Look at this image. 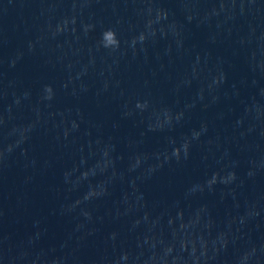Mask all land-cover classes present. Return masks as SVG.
<instances>
[{
    "label": "clouds",
    "instance_id": "1",
    "mask_svg": "<svg viewBox=\"0 0 264 264\" xmlns=\"http://www.w3.org/2000/svg\"><path fill=\"white\" fill-rule=\"evenodd\" d=\"M105 35L109 37V44L115 45L118 43L117 39H115V33L113 31L108 30L106 33L103 34V36Z\"/></svg>",
    "mask_w": 264,
    "mask_h": 264
}]
</instances>
